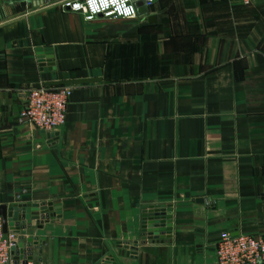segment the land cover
Listing matches in <instances>:
<instances>
[{"label":"crops","instance_id":"crops-1","mask_svg":"<svg viewBox=\"0 0 264 264\" xmlns=\"http://www.w3.org/2000/svg\"><path fill=\"white\" fill-rule=\"evenodd\" d=\"M62 1L0 0V204L59 208L27 220L28 264H218L222 231L264 234V0L93 20ZM79 78L99 80L51 136L21 121L29 89ZM156 204L171 228L143 242Z\"/></svg>","mask_w":264,"mask_h":264},{"label":"built area","instance_id":"built-area-1","mask_svg":"<svg viewBox=\"0 0 264 264\" xmlns=\"http://www.w3.org/2000/svg\"><path fill=\"white\" fill-rule=\"evenodd\" d=\"M17 1V0H13ZM156 0H63L62 7L79 12L85 19L97 17L136 18L142 6L148 8ZM244 5L254 0H235ZM141 2V4H138ZM72 85H41L29 89L26 104L20 114L43 131L62 127L67 120V109L72 95ZM15 234L3 232L0 216V264H10L13 259L12 246ZM218 264H264V234L221 232L216 245Z\"/></svg>","mask_w":264,"mask_h":264},{"label":"water","instance_id":"water-1","mask_svg":"<svg viewBox=\"0 0 264 264\" xmlns=\"http://www.w3.org/2000/svg\"><path fill=\"white\" fill-rule=\"evenodd\" d=\"M49 0H43L46 2ZM42 2V1H40ZM138 4H141L139 2ZM146 8L140 7L139 12L145 11ZM39 59L41 64H48L50 69L55 68L53 64V54L50 48H39L38 49ZM48 59V60H46ZM98 78H79V79H62L49 81L48 85H71L77 83H85L97 81ZM46 136H51V132L44 131ZM197 201L209 203L210 200L206 198H199ZM52 202H41L32 204H17L7 205L0 204V216L3 223V232L6 234H17L20 235V241L15 240L12 246L13 261L12 264H28L29 260L33 257V248L39 246V239L37 237H26L27 229L32 227L31 222L27 220H36L41 223L48 220L51 216V211L58 210ZM168 208L165 205H150L145 207L143 215V225L141 231V241L145 242L147 239L156 238L165 234L166 230L171 228V215L168 213ZM41 226V225H39ZM139 241H134L132 245L125 243V246L129 249V252L136 253ZM121 245V244H120ZM115 263L113 256L107 257L105 263ZM102 264V263H100Z\"/></svg>","mask_w":264,"mask_h":264}]
</instances>
